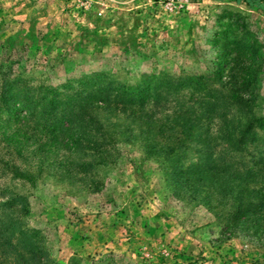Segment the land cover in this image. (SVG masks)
Returning <instances> with one entry per match:
<instances>
[{"label":"rangeland","instance_id":"rangeland-1","mask_svg":"<svg viewBox=\"0 0 264 264\" xmlns=\"http://www.w3.org/2000/svg\"><path fill=\"white\" fill-rule=\"evenodd\" d=\"M241 48L253 52L241 56L252 59L254 80L238 96L252 99L243 112L262 120L252 129L257 140L264 135V0H0V68L32 86L78 88L98 75L125 84L213 76ZM117 118L114 161L102 166L70 154L66 141L19 153L1 127L2 235L13 226L12 243L43 250L53 264H264L263 235L227 237L220 207L179 183L174 168L185 161L169 164L135 125L127 136Z\"/></svg>","mask_w":264,"mask_h":264},{"label":"trees","instance_id":"trees-1","mask_svg":"<svg viewBox=\"0 0 264 264\" xmlns=\"http://www.w3.org/2000/svg\"><path fill=\"white\" fill-rule=\"evenodd\" d=\"M243 52L253 53L237 49L232 64L224 60L226 66L219 64L213 76H164L125 84L98 75L80 81L78 88L71 83L28 85L21 76L7 79L0 68L2 138L19 153L28 144L39 148L66 141L67 146L71 144L70 154L83 153L94 157L97 165H108L114 161L118 142L113 131L122 126L113 119L121 115L127 136L135 125L151 152L164 156L169 164L173 157L185 161L174 168L176 176H181L179 183L192 189L194 199L207 193L202 199L220 207L227 237L243 232L264 236V135L255 139L252 129L261 128L262 120L243 112L252 99L238 96L253 89V62L251 58L247 64L242 62ZM235 62H241L240 66L235 67ZM227 69L230 80L223 81ZM209 79L218 85L212 86ZM7 205L16 202L3 204ZM11 228L5 229L6 234L0 232V264H53L43 250L23 251L17 242L12 243Z\"/></svg>","mask_w":264,"mask_h":264}]
</instances>
